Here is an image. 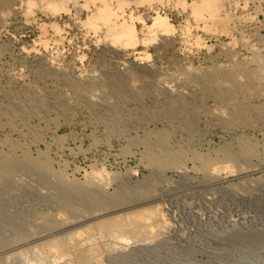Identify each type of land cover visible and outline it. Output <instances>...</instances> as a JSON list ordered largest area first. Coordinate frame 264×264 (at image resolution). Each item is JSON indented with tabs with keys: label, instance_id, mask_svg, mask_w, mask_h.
<instances>
[{
	"label": "rangeland",
	"instance_id": "obj_1",
	"mask_svg": "<svg viewBox=\"0 0 264 264\" xmlns=\"http://www.w3.org/2000/svg\"><path fill=\"white\" fill-rule=\"evenodd\" d=\"M30 1V12L11 3L0 23V162L15 169L0 190L11 184L10 196H58L84 211L144 198L162 182L216 181L215 192L264 182V0H211L199 18L190 4L201 0L121 9L106 0L140 39L156 14L173 25L133 46L107 36L99 0H52L55 10ZM224 159L233 170L257 167L244 180L207 167ZM170 203L162 214L175 225ZM59 243L46 247L58 253Z\"/></svg>",
	"mask_w": 264,
	"mask_h": 264
},
{
	"label": "bare ground",
	"instance_id": "obj_2",
	"mask_svg": "<svg viewBox=\"0 0 264 264\" xmlns=\"http://www.w3.org/2000/svg\"><path fill=\"white\" fill-rule=\"evenodd\" d=\"M24 1V9L30 12L33 3ZM38 1L51 10L56 3L52 0ZM57 1L60 5L66 0ZM99 1L97 19L105 25L107 36L119 40L122 45L142 44L149 37L154 38L155 32L168 34L173 29L166 16L156 14L146 25L149 37L140 39L136 37L132 21L128 24L124 21L115 23L113 19L118 16L117 10L106 0ZM116 1L117 9L127 3V0ZM143 1L149 3L156 0ZM15 2L0 0V23L3 14ZM180 2L184 3L183 0ZM199 2L190 4L195 17L201 14V8L212 6L211 0ZM8 160L0 162V177L6 178L15 170L11 161V165L7 163ZM224 160L220 164V161L214 164L207 162V167L219 171L222 166L231 174L237 172L235 177L242 180L257 167L256 164H249L233 170L226 162L228 159ZM217 164L221 165L220 168ZM160 175L159 178H162L163 174ZM40 183L41 187L32 190L33 194H41V189L48 185V181ZM162 184L159 185L160 191L144 198L106 202L102 207L84 211L74 207L68 209V203H62L63 198L58 196H37L29 200L10 196L11 184H6L0 190V264H264V182H243L241 187L223 192H215L214 188L219 185L216 181L197 183L182 190L169 182ZM18 185L20 187L21 183ZM7 194L9 196L6 197ZM65 200L69 201L68 198ZM165 201L171 202V210L179 214L175 225L165 217L166 213L163 217L165 209L162 203ZM156 213H159L156 219H152ZM186 213L190 216L186 217ZM55 241L56 244L63 242L58 248L64 249L59 251V248L58 253L55 252L57 245L55 250H48L54 249L50 243ZM48 245L52 246L48 248ZM34 253L38 254V258H32Z\"/></svg>",
	"mask_w": 264,
	"mask_h": 264
},
{
	"label": "built area",
	"instance_id": "obj_3",
	"mask_svg": "<svg viewBox=\"0 0 264 264\" xmlns=\"http://www.w3.org/2000/svg\"><path fill=\"white\" fill-rule=\"evenodd\" d=\"M168 5V3H166ZM165 3L163 4H159V5H155V8H157L158 11H162V10H167V8H165L166 6H164ZM151 11V13L153 14L154 13V9L153 8H149V12ZM149 12H147V15L145 16L146 19H149L151 18V15L149 14Z\"/></svg>",
	"mask_w": 264,
	"mask_h": 264
}]
</instances>
